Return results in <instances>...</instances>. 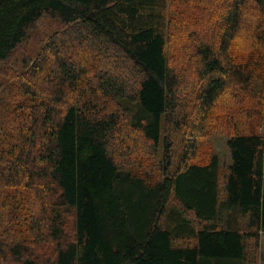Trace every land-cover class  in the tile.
Listing matches in <instances>:
<instances>
[{"label":"trees","instance_id":"1","mask_svg":"<svg viewBox=\"0 0 264 264\" xmlns=\"http://www.w3.org/2000/svg\"><path fill=\"white\" fill-rule=\"evenodd\" d=\"M0 72V264H257L264 0H0Z\"/></svg>","mask_w":264,"mask_h":264},{"label":"rangeland","instance_id":"2","mask_svg":"<svg viewBox=\"0 0 264 264\" xmlns=\"http://www.w3.org/2000/svg\"><path fill=\"white\" fill-rule=\"evenodd\" d=\"M61 26L58 20H53L52 18H45L41 22H38L34 28L29 31V38L20 44L17 49L11 54V57L3 62L4 66H12L17 70L22 68V60L27 59L32 61L40 49L43 46L42 40L45 36V32L50 31L56 27ZM10 86V80L5 73L0 72V124H2L6 119L5 106L2 102L1 96L4 95L6 88ZM5 100H11V97L8 96ZM234 103L233 98L225 96L223 99V104H228L231 106ZM227 135L225 133H216L213 136V150L217 152L220 156L222 165H228L231 163V152L227 145ZM257 258V264H264V233L261 236V248L259 250Z\"/></svg>","mask_w":264,"mask_h":264}]
</instances>
